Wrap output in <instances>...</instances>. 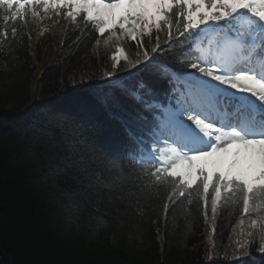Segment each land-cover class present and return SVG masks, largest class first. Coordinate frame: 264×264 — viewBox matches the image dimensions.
Masks as SVG:
<instances>
[{
  "label": "snow or ice",
  "instance_id": "1",
  "mask_svg": "<svg viewBox=\"0 0 264 264\" xmlns=\"http://www.w3.org/2000/svg\"><path fill=\"white\" fill-rule=\"evenodd\" d=\"M40 8L72 22L82 17L85 29L74 26L84 35L92 24L99 36L134 42L122 65L123 49L115 50L102 81L74 76L77 91L52 120L71 121L86 156L114 168L125 161L155 166L147 178L163 186L165 218L190 204L193 192L205 214L210 201L213 221L219 204L241 202L243 214L258 217L248 235L259 233L262 255L252 264H264V208L256 204L264 199V0H0V19L16 22L0 34L15 37L18 23ZM172 15L182 24L177 35ZM254 245L241 242L242 255L251 256Z\"/></svg>",
  "mask_w": 264,
  "mask_h": 264
},
{
  "label": "trees",
  "instance_id": "2",
  "mask_svg": "<svg viewBox=\"0 0 264 264\" xmlns=\"http://www.w3.org/2000/svg\"><path fill=\"white\" fill-rule=\"evenodd\" d=\"M170 19L177 35L182 24L175 15ZM54 20L56 34L47 44L33 34L30 14L15 37L0 34V264L259 262L260 235H248L258 217L243 214L241 202L219 204L213 221L210 201L205 214L202 196L193 192L190 204H179L165 218L163 186L147 178L155 166L125 161L114 168L86 156L88 146L74 135L71 121L64 126L52 120L53 110L66 108L77 91L74 76L99 82L110 70L102 56L88 59L99 37L92 24L84 35L74 26L85 29L82 17ZM13 23L0 19V31ZM167 34L164 26L162 44ZM133 45L125 38L121 65L132 58ZM256 204L264 208V199ZM252 240V255H242L240 243Z\"/></svg>",
  "mask_w": 264,
  "mask_h": 264
},
{
  "label": "rangeland",
  "instance_id": "3",
  "mask_svg": "<svg viewBox=\"0 0 264 264\" xmlns=\"http://www.w3.org/2000/svg\"><path fill=\"white\" fill-rule=\"evenodd\" d=\"M46 13L45 15H36L33 16L34 18V35H39V38L43 44H47L48 41L51 40L52 36L56 34V27H57V20H54V18H58L59 16H56L53 12ZM66 17V16H65ZM108 40L109 42L106 44L105 40ZM95 42L93 48L88 54V59H91L95 56H102L105 62H107L109 69L113 67L115 64V61L112 60V55L115 52L117 48H121L122 44L125 41V37L121 36L119 41H114L109 39V34H105L104 36H101ZM122 57V52L120 53V58ZM117 67V65H116ZM89 70L90 68L87 67ZM204 161H197L196 163H203ZM205 238L209 242L211 238V227L209 223L206 222L205 228H204Z\"/></svg>",
  "mask_w": 264,
  "mask_h": 264
}]
</instances>
